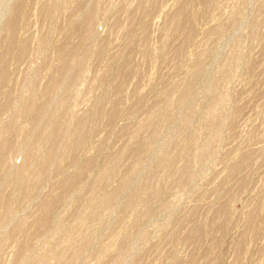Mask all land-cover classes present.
<instances>
[{
  "label": "rangeland",
  "instance_id": "1",
  "mask_svg": "<svg viewBox=\"0 0 264 264\" xmlns=\"http://www.w3.org/2000/svg\"><path fill=\"white\" fill-rule=\"evenodd\" d=\"M0 264H264V0H0Z\"/></svg>",
  "mask_w": 264,
  "mask_h": 264
}]
</instances>
